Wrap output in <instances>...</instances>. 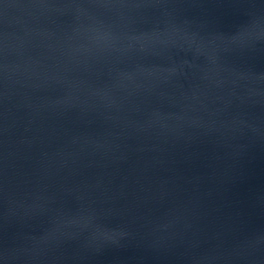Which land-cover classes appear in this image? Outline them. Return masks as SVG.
Segmentation results:
<instances>
[{
  "label": "water",
  "instance_id": "1",
  "mask_svg": "<svg viewBox=\"0 0 264 264\" xmlns=\"http://www.w3.org/2000/svg\"><path fill=\"white\" fill-rule=\"evenodd\" d=\"M0 264H264V0H0Z\"/></svg>",
  "mask_w": 264,
  "mask_h": 264
}]
</instances>
